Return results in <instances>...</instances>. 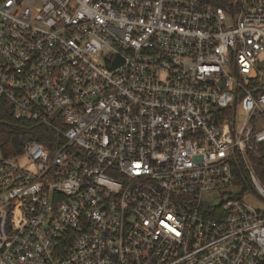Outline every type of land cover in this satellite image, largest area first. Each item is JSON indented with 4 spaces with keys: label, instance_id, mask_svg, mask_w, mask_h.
Returning a JSON list of instances; mask_svg holds the SVG:
<instances>
[{
    "label": "built area",
    "instance_id": "obj_1",
    "mask_svg": "<svg viewBox=\"0 0 264 264\" xmlns=\"http://www.w3.org/2000/svg\"><path fill=\"white\" fill-rule=\"evenodd\" d=\"M3 105L0 264H264V0H0Z\"/></svg>",
    "mask_w": 264,
    "mask_h": 264
},
{
    "label": "trees",
    "instance_id": "obj_2",
    "mask_svg": "<svg viewBox=\"0 0 264 264\" xmlns=\"http://www.w3.org/2000/svg\"><path fill=\"white\" fill-rule=\"evenodd\" d=\"M219 5H225L227 0H212ZM59 133L54 125H46L29 119L15 118L9 106L0 107V151L4 155H15L22 150L27 140L35 139L45 143L52 151ZM259 177L264 181V149L260 147L258 155H252Z\"/></svg>",
    "mask_w": 264,
    "mask_h": 264
},
{
    "label": "rangeland",
    "instance_id": "obj_3",
    "mask_svg": "<svg viewBox=\"0 0 264 264\" xmlns=\"http://www.w3.org/2000/svg\"><path fill=\"white\" fill-rule=\"evenodd\" d=\"M244 120V113L240 110L237 115L238 129L242 126ZM244 200L257 208L264 209V198L251 187L246 191Z\"/></svg>",
    "mask_w": 264,
    "mask_h": 264
}]
</instances>
